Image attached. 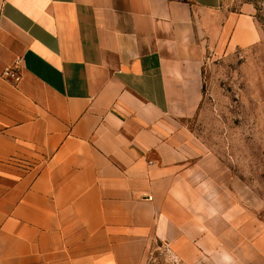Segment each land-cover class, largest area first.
Listing matches in <instances>:
<instances>
[{"label": "crops", "instance_id": "obj_1", "mask_svg": "<svg viewBox=\"0 0 264 264\" xmlns=\"http://www.w3.org/2000/svg\"><path fill=\"white\" fill-rule=\"evenodd\" d=\"M0 0V264H264V216L185 124L249 2ZM16 66L18 83L5 79Z\"/></svg>", "mask_w": 264, "mask_h": 264}, {"label": "rangeland", "instance_id": "obj_2", "mask_svg": "<svg viewBox=\"0 0 264 264\" xmlns=\"http://www.w3.org/2000/svg\"><path fill=\"white\" fill-rule=\"evenodd\" d=\"M255 8L264 34V0H230ZM203 100L185 124L202 150L217 157L241 188V199L264 216V39L247 50L209 52Z\"/></svg>", "mask_w": 264, "mask_h": 264}, {"label": "built area", "instance_id": "obj_3", "mask_svg": "<svg viewBox=\"0 0 264 264\" xmlns=\"http://www.w3.org/2000/svg\"><path fill=\"white\" fill-rule=\"evenodd\" d=\"M2 76L15 83H18L21 79L16 66L6 68ZM143 264H182V262L174 253L172 254L167 244L154 241L145 249Z\"/></svg>", "mask_w": 264, "mask_h": 264}]
</instances>
